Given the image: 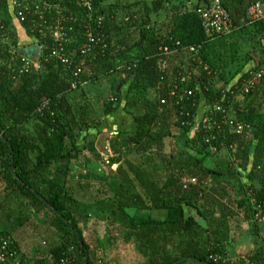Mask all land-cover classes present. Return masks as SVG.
Segmentation results:
<instances>
[{"label":"trees","instance_id":"16d2710c","mask_svg":"<svg viewBox=\"0 0 264 264\" xmlns=\"http://www.w3.org/2000/svg\"><path fill=\"white\" fill-rule=\"evenodd\" d=\"M66 2L76 9L72 1ZM188 3L191 8L177 9L171 0H136L126 7L94 0L106 16L109 47L104 56L87 61L80 79L91 84L111 76L110 93L116 101H104L101 111L85 101V86L71 89V76L61 63H45L42 70L19 79H12L6 66L0 69V133L7 140L0 139L5 194L0 199V234L11 238L9 250L17 248L22 260L55 264L69 256L73 264H112L106 250L122 242L142 257L134 264H264V238L244 257H229L226 247L235 219L252 221L254 237L262 235L264 220L254 214L260 210L264 218V105L258 99L264 96V85L246 94L240 89L264 61V18L249 21L252 0H221L238 29L210 39L196 12L207 0ZM1 5L7 8L4 1ZM120 8L130 12L124 22L117 21ZM162 14L169 18L164 32L158 22ZM3 32L10 39L4 46L17 48L16 34L8 32L0 16ZM177 41L180 46H174ZM163 45L175 48L165 73L157 65ZM191 45L200 47L196 52L183 48ZM121 65L125 68L117 70ZM76 92L80 99L73 101ZM43 99L49 104L38 112ZM217 106L228 109L227 118L248 124L249 133L232 131ZM117 110L131 115L135 127L111 139V160L120 162L124 152L135 158L107 170L110 194L83 201L69 181L87 149L84 131L96 130ZM223 149L231 163L226 168L218 167L213 157ZM183 175L194 182L182 181ZM153 210L177 211L179 217L157 219L148 214ZM91 217L105 224L103 237L85 232ZM28 222L47 235L41 236L46 242L24 251L15 233Z\"/></svg>","mask_w":264,"mask_h":264},{"label":"built area","instance_id":"2783aa9c","mask_svg":"<svg viewBox=\"0 0 264 264\" xmlns=\"http://www.w3.org/2000/svg\"><path fill=\"white\" fill-rule=\"evenodd\" d=\"M5 2L9 14L20 25L21 30L32 38L29 45H42L39 59L26 57L17 51V48L7 49L1 42L7 40V35L0 33V51L6 54L4 60L0 59V69L7 67V72L12 79H19L32 70H42L45 63L57 62L65 66L71 76L70 87L76 89L84 86L86 82L80 79L87 61L104 56L109 47V34L104 31L105 14L98 11L94 0H70L75 5L76 11L69 7L67 0H0V5ZM196 12L201 18V25L205 34L211 39L215 35H227L238 29L233 23L229 12L222 6L221 0H207L204 6L198 7ZM250 22L264 18V0H252L247 9ZM80 37V38H79ZM77 44L72 51V46ZM174 46H180L177 41ZM200 45L183 47L190 52H196ZM158 70L165 73L167 70V57L175 52V48L163 45L159 48ZM76 54V57L73 56ZM125 66L117 67V70ZM129 68V67H128ZM113 71H111L112 73ZM0 70V74H3ZM182 76V75H180ZM185 76L181 77L184 81ZM259 84L264 85V61L245 77L241 83L240 92L246 94L256 89ZM115 102L111 95L108 99ZM49 104V99H43L37 111L41 112ZM228 109L217 106L216 111L221 112L224 123H227L235 133L246 131L249 133L248 124L233 118H227ZM207 118L203 119L206 123ZM194 182L190 179L184 182ZM260 210L254 214L255 219L263 221ZM12 243L10 237L0 234V262L3 264H37L27 263L22 260L17 248L9 250ZM218 258V257H217ZM220 258V257H219ZM55 264H73V258L63 257Z\"/></svg>","mask_w":264,"mask_h":264},{"label":"rangeland","instance_id":"374dc122","mask_svg":"<svg viewBox=\"0 0 264 264\" xmlns=\"http://www.w3.org/2000/svg\"><path fill=\"white\" fill-rule=\"evenodd\" d=\"M113 2H117L119 6H125L132 4V2L136 0H111ZM143 1V0H142ZM171 5L174 7L176 6L177 9L180 7H187L191 8V5L188 3V0H171ZM2 5H0V16L6 21L7 26H8V32H14L16 34V38L19 43H21L18 39V32L17 28H19V24L14 20V18L9 14L7 11V8H2ZM7 6V5H6ZM141 7V6H140ZM138 10V9H137ZM175 10V9H174ZM130 13L129 11H125L124 9L120 8L119 13L117 15V21L118 22H124L125 18H128L126 14ZM139 19V18H138ZM169 18H166L164 14L160 15L158 18L159 25L162 26L160 31L164 32L166 23L168 24ZM20 29V28H19ZM20 35H22L23 32L19 31ZM124 31L123 33H125ZM7 44L10 43V39L3 40L1 42V45L4 46L5 43ZM6 44V45H7ZM111 76H102L101 79L96 82V83H86L83 88L86 92V102L89 101L93 107L98 109V111H101L102 103L104 101H107L109 97L111 96L110 93V85H111ZM92 87V88H91ZM122 87V86H121ZM124 88V87H123ZM71 99L73 101H78L79 98V92H76L71 95ZM262 96V95H261ZM259 102H261L264 105V96L262 98L260 95L258 96ZM86 132V133H85ZM84 135L86 136L87 139V149L84 150V153L79 156V158L76 160L75 164L76 166L73 167V172L72 175H74V178H71L72 180L69 181L70 185H74L73 189L75 192V195L77 197H80L81 200L83 201H94L96 199H101L108 193L110 194V190L107 188V184L105 183L104 176L106 175L107 170L113 169L115 170L118 165L121 162H124L125 158H135L134 153H128L124 152L122 153V159L120 162H115L111 160L112 158L115 157V154L108 151L107 154L104 152L106 149L104 146H107L108 141L105 139L109 137L110 135H104L100 134L97 130L89 129L84 131ZM110 143V142H109ZM97 151L99 150L102 152L104 155L102 156V159H105V161H110L109 163L105 162L103 164L99 159L95 158L92 153L91 148H93ZM119 147V146H117ZM118 149V148H117ZM214 162L216 165L220 168H226V165L231 164L230 163V158H229V153L226 151V149H223L221 151H218L214 154ZM87 159H91V164L86 168L84 167V163H86ZM100 162H98V161ZM94 163H98L99 165L96 166ZM117 166V167H116ZM105 172V173H103ZM74 179V180H73ZM182 181H188L190 179L187 175L182 176ZM77 181V182H76ZM81 186L75 187L78 184ZM4 185L0 183V199L5 195L4 194ZM16 202L14 203V205ZM194 212V210H192ZM177 211H173L172 214L169 211L166 210H153L149 212V216L161 219V218H178V214L175 215ZM29 213V212H28ZM261 226L260 227V232H261V238L260 237H254L252 234L253 228H252V221H246L244 218H240L238 221L235 219L231 221V230L228 235L229 241L226 244V247L228 248V256L235 259L238 257H244L246 253L250 252L252 249H254L256 246H259L258 243L261 242V239L264 238V222H260ZM105 225L104 223H98L94 218H89L88 221L86 222L85 227V232L89 237L96 236L98 238H101L105 235ZM24 230L29 231L28 234L29 237H24L22 236L20 240L21 247L24 249V251H28L31 249V247L36 244L35 242H40L42 243L43 238L41 236L47 235V231H44V229H34L32 223L28 222L27 226H24ZM20 230V229H18ZM40 230V231H39ZM43 233V234H42ZM16 234V233H15ZM21 234V231H20ZM33 234H39L37 236H34ZM33 238V239H32ZM255 240L257 242H255ZM264 241V240H263ZM44 243V242H43ZM257 243V244H256ZM25 253V252H24ZM106 259L110 261L112 264H134L137 262L142 261V257L139 256L135 251H133V247L131 244H126L120 242V245L116 248H108L106 250ZM51 262V261H50Z\"/></svg>","mask_w":264,"mask_h":264},{"label":"crops","instance_id":"0c3cea01","mask_svg":"<svg viewBox=\"0 0 264 264\" xmlns=\"http://www.w3.org/2000/svg\"><path fill=\"white\" fill-rule=\"evenodd\" d=\"M20 28V29H19ZM19 28H17V32H18V40L21 42L19 43L20 46H27L29 44H31V40L32 38H28V36L24 33V31H22L21 27L19 26ZM23 32L22 35H20V32ZM134 122H133V118L131 115L127 114L126 112H124L123 110H117L116 112H114L111 115H108L101 123L100 126H98V128L96 129L98 132H100V134H104V135H110L109 137H107L105 140L108 141L107 146H104V148L106 149V151L104 152L105 154L108 153V151L110 150L111 152V145H110V141L111 139H113L118 133L120 132H125V133H130L134 130ZM97 152L100 155H104L102 152H100L99 150H97ZM112 153V152H111ZM105 160V159H104ZM107 163H109L108 161H106ZM74 166H76V164H74ZM1 217V215H0ZM4 217V216H2ZM1 222V219H0ZM21 231V234H20ZM29 231L24 230V229H20L16 231V237L20 238L22 236L24 237H29L28 234ZM20 241V240H19Z\"/></svg>","mask_w":264,"mask_h":264},{"label":"water","instance_id":"95a60500","mask_svg":"<svg viewBox=\"0 0 264 264\" xmlns=\"http://www.w3.org/2000/svg\"><path fill=\"white\" fill-rule=\"evenodd\" d=\"M17 51L19 53H21L22 55L26 56V57H29V58H32V59H39V57H40V55L42 53V45L41 44H38V45L21 46V47H18L17 48ZM120 87H121V84L120 83L117 84V89H119ZM0 139H2L3 141L7 142V140L5 139V137L1 133H0ZM10 150H11V148H10ZM43 201L47 204V202L45 200H43ZM48 207L51 210H53L54 212H56L53 207H51L49 205H48ZM69 227H71V226H69ZM193 259H195V258H193ZM185 260L186 259H181L178 262H183ZM201 263L202 264H206L204 261H201ZM84 264H88V262L85 260Z\"/></svg>","mask_w":264,"mask_h":264}]
</instances>
